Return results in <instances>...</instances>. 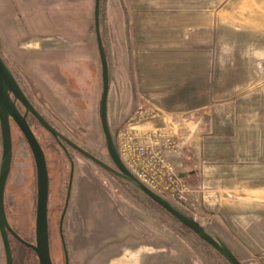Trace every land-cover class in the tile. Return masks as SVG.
Here are the masks:
<instances>
[{"label": "rangeland", "instance_id": "1", "mask_svg": "<svg viewBox=\"0 0 264 264\" xmlns=\"http://www.w3.org/2000/svg\"><path fill=\"white\" fill-rule=\"evenodd\" d=\"M94 7L95 0H0V54L45 118L112 166L99 117ZM101 32L116 140L139 106L149 110L155 117L139 129L174 137L172 154L190 190L187 201L166 198L244 264H264V0H101ZM154 119L162 125L144 126ZM35 129L51 182V244L64 264L59 218L71 166L53 138ZM12 131L17 167L6 211L11 226L35 243V164ZM71 152L63 226L70 264H228L141 192ZM1 155L0 132V162ZM11 242L13 264H39L34 252Z\"/></svg>", "mask_w": 264, "mask_h": 264}, {"label": "water", "instance_id": "2", "mask_svg": "<svg viewBox=\"0 0 264 264\" xmlns=\"http://www.w3.org/2000/svg\"><path fill=\"white\" fill-rule=\"evenodd\" d=\"M94 22L95 34L97 39L98 51L102 68V83L103 90L100 100L99 117L101 127L105 136L106 147L109 157L112 161V166L99 159L94 154L81 148L66 136L61 134L34 106L30 98L24 92L22 86L15 77L13 71L6 63L5 59L0 54V132L2 155L0 162V237L2 239L6 264H13L14 257L10 244L12 235L16 240L25 246L32 249L38 258L39 264H53L50 250V234L48 221V202H49V169L44 149L33 132L30 124L27 121V114H31L42 127L50 133L56 141L61 143V140L66 141L78 152L86 158L112 174L119 180L131 185L133 188L141 192L157 206L167 212L173 219L187 228L191 233L197 236L201 241L209 245L216 251L228 264H244L233 252L228 244L219 237L212 235L208 230L192 216L184 212L175 203L171 202L166 197L158 194L145 183H143L136 175H134L123 163L117 145L115 134L110 129L108 120V98L110 91V69L107 56V50L103 42L101 32V0H95L94 7ZM19 102L25 109V114H22L17 106ZM11 121L17 125L26 139L32 155L35 160L37 172V207L35 221V243L32 244L21 236L10 225L6 209H5V187L10 174L12 159H13V138ZM63 146V145H62ZM64 147V146H63ZM65 149V147H64ZM66 150V149H65ZM67 152V150H66ZM68 154V152H67ZM70 184L68 187L67 200L61 215L59 225L62 244L66 258V264H69V254L64 239L63 222L70 200L72 179H73V161Z\"/></svg>", "mask_w": 264, "mask_h": 264}, {"label": "built area", "instance_id": "3", "mask_svg": "<svg viewBox=\"0 0 264 264\" xmlns=\"http://www.w3.org/2000/svg\"><path fill=\"white\" fill-rule=\"evenodd\" d=\"M152 115L139 106L126 126L117 133V145L125 166L158 194L176 201H187L189 190L184 173L169 154L178 145L163 130L142 131L141 122ZM155 117L154 115H152Z\"/></svg>", "mask_w": 264, "mask_h": 264}, {"label": "flooded vegetation", "instance_id": "4", "mask_svg": "<svg viewBox=\"0 0 264 264\" xmlns=\"http://www.w3.org/2000/svg\"><path fill=\"white\" fill-rule=\"evenodd\" d=\"M14 73V72H13ZM15 75V74H14ZM18 80V79H17ZM18 82H19V80H18ZM20 83V82H19ZM20 85H21V83H20ZM22 86V85H21ZM23 88V87H22ZM23 90H24V92L26 93V95L28 96V94H27V92L25 91V89L23 88ZM29 97V96H28ZM30 98V97H29ZM31 100V99H30ZM32 101V100H31ZM33 103V102H32ZM34 104V103H33ZM17 106H18V108H19V110L21 111V113L22 114H25V109H24V107L19 103V102H17ZM35 106V105H34ZM36 107V106H35ZM38 110V109H37ZM39 111V110H38ZM40 112V111H39ZM41 113V112H40ZM42 114V113H41ZM43 115V114H42ZM44 116V115H43ZM45 117V116H44ZM26 118H27V121H28V123L30 124V126H31V128H32V130H33V132L35 133V135H36V129H35V126H38V127H40L41 129H43V130H45L43 127H42V125L29 113V114H27V116H26ZM48 120V119H47ZM49 121V120H48ZM50 122V121H49ZM51 123V122H50ZM52 124V123H51ZM53 125V124H52ZM11 126H12V130L13 129H15L16 131L18 130L19 131V133H20V135H21V138H22V140H23V142L24 143H27V141H26V139L24 138V136H23V134H22V132L20 131V129L17 127V125L14 123V121H11ZM54 126V125H53ZM55 127V126H54ZM56 128V127H55ZM57 129V128H56ZM61 134H63L59 129H57ZM46 131V130H45ZM13 132V131H12ZM47 132V131H46ZM48 133V132H47ZM52 138H53V140H54V142H55V144L64 152V154H65V156H66V158H67V160L69 161V163H70V166H71V172H72V164H71V161H70V159H72V161H73V170H74V159H73V157H72V152L71 151H75V152H78L75 148H73L70 144H68L66 141H64V140H61V143H59L58 141H56V139L50 134V133H48ZM64 136H66L65 134H63ZM36 137H37V135H36ZM68 139H70L72 142H74L75 144H77L78 146H80L81 148H83V149H85L83 146H81V145H79L78 143H76L73 139H71L70 137H68V136H66ZM38 138V137H37ZM38 140H39V138H38ZM40 141V140H39ZM41 143V142H40ZM27 145H28V143H27ZM42 145V144H41ZM65 147V149L67 150V152H68V154H67V152H66V150L64 149V147ZM14 142H13V159H12V166H11V170H10V174H9V176H8V180H7V183H6V187H5V209H6V195H7V186H8V181H9V178H10V175H11V173H12V171L14 170V169H16V167H17V165H16V158H14L15 157V150H14ZM28 147H29V145H28ZM42 147H43V145H42ZM29 149H30V147H29ZM44 149V148H43ZM86 150V149H85ZM45 152V151H44ZM32 153V152H31ZM79 154H81L80 152H78ZM81 155H83V154H81ZM33 156V155H32ZM84 156V155H83ZM85 157V156H84ZM33 160H34V157H33ZM25 163V162H24ZM34 164H35V160H34ZM47 165H48V163H47ZM22 167V166H21ZM49 169V168H48ZM35 170H36V165H35ZM71 172H70V175H69V180H68V184H67V189H66V195H65V203H64V206H63V209H64V207H65V204H66V200H67V193H68V187H69V184H70V179H71ZM73 173H74V171H73ZM49 179H50V177H49ZM73 180H74V174H73V179H72V188H73ZM36 186H37V172H36ZM72 188H71V193H72ZM51 182H50V188H49V202H48V221H49V234H50V250H51V257H52V261H53V264H60V259H59V257H58V254H59V251L58 250H55L54 248H53V246H52V244H51V229H50V218H51V212H50V203H51ZM70 199H71V194H70ZM69 204H70V200H69V203H68V208H67V211H68V209H69ZM67 211H66V214H65V217H66V215H67ZM62 212H63V210H62ZM62 212H61V215H62ZM6 214H7V211H6ZM65 217H64V220H65ZM7 218H8V221H9V217H8V214H7ZM60 221H61V216H60V218H59V225H60ZM9 223H10V221H9ZM11 225V224H10ZM63 226H64V222H63ZM13 228V227H12ZM14 229V228H13ZM16 232H17V234L19 235V236H21L23 239H25L26 241H28V242H30V243H32L30 240H28V239H26V238H24L22 235H20V233L16 230V229H14ZM59 232H60V230H59ZM64 233V232H63ZM9 237H10V244H11V248H12V242H11V239H14V240H16L12 235H9ZM60 239H61V235H60ZM64 239H65V242H66V238H65V234H64ZM2 240V239H1ZM18 243H20L18 240H16ZM20 244H22V243H20ZM32 244H34V243H32ZM61 244H62V239H61ZM23 246H25L24 244H22ZM66 246H67V249H68V254H69V246H68V244H67V242H66ZM26 248H28V249H30L29 247H27V246H25ZM4 248V247H3ZM32 252H34L32 249H30ZM62 250H63V255H64V264H66V258H65V253H64V247H63V244H62ZM5 253V252H4ZM34 254L36 255V253L34 252ZM37 256V255H36ZM69 264H70V255H69Z\"/></svg>", "mask_w": 264, "mask_h": 264}, {"label": "crops", "instance_id": "5", "mask_svg": "<svg viewBox=\"0 0 264 264\" xmlns=\"http://www.w3.org/2000/svg\"><path fill=\"white\" fill-rule=\"evenodd\" d=\"M159 125H162L161 124V120L159 119H154V120H151V121H147V122H145V124H144V126H146V128H148V129H150V128H152V127H155V126H159ZM169 157L173 160V161H175V162H177L175 159H176V156L174 155V154H169ZM182 172H183V170H182ZM184 173V172H183ZM184 176H185V173H184Z\"/></svg>", "mask_w": 264, "mask_h": 264}, {"label": "trees", "instance_id": "6", "mask_svg": "<svg viewBox=\"0 0 264 264\" xmlns=\"http://www.w3.org/2000/svg\"><path fill=\"white\" fill-rule=\"evenodd\" d=\"M153 203V202H152ZM154 204V206L155 207H157V208H159V209H162V208H160L159 206H157L155 203H153ZM163 210V209H162ZM182 227H184L183 225H182ZM185 228V227H184ZM204 245H207L206 243L204 244Z\"/></svg>", "mask_w": 264, "mask_h": 264}]
</instances>
